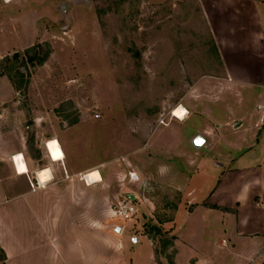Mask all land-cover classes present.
Masks as SVG:
<instances>
[{
	"label": "crops",
	"instance_id": "crops-1",
	"mask_svg": "<svg viewBox=\"0 0 264 264\" xmlns=\"http://www.w3.org/2000/svg\"><path fill=\"white\" fill-rule=\"evenodd\" d=\"M196 2L217 67L175 97L162 122L150 125L147 118L139 123L128 117V130L140 132L128 134L126 160L139 161L143 179L179 197L172 220L164 224L173 235L174 264H264V0ZM29 6L28 0H0V53L45 40L46 28ZM23 14L36 32L16 47L8 39ZM9 96L10 91L0 105ZM177 108L182 111L174 117ZM93 122L115 123L111 116ZM81 126L78 118L66 125H28L31 133H14L12 144L0 132V249L5 256L0 264H110L117 236L124 234L122 245L127 242L130 223L119 226V234L115 229L114 235L101 234L99 218L88 212L101 204L95 194L117 155L99 158L98 147L88 150L80 140ZM196 135L204 139L199 147L192 145ZM58 145L63 158L54 160L50 150L55 154ZM86 150L93 158L87 162L82 161ZM93 169L101 181L88 185L83 176ZM43 170L50 175L44 183L39 181ZM182 229L186 234L180 236ZM131 240L132 264H140L145 245V264H154L147 235ZM102 247L108 252L104 258Z\"/></svg>",
	"mask_w": 264,
	"mask_h": 264
},
{
	"label": "rangeland",
	"instance_id": "rangeland-1",
	"mask_svg": "<svg viewBox=\"0 0 264 264\" xmlns=\"http://www.w3.org/2000/svg\"><path fill=\"white\" fill-rule=\"evenodd\" d=\"M28 2L47 32L39 44L42 52L35 44L0 53V98L10 91L0 105L2 136L12 144L14 133H31L28 125H66L81 120L80 140L88 150L92 145L98 147L99 158L117 155L95 194L101 196V204L88 211L99 218L101 234H115L116 226L130 223L126 225L127 242L122 245L124 234L115 239L117 250L109 255L110 264H132L135 244L131 239L143 234L152 242L154 264H174L173 235L164 224L172 220L179 197L173 190L143 179L139 161L126 160L128 134L140 132L128 130V117L139 123L147 118L150 125L162 122L175 97L197 76L216 69V53L196 0ZM61 3L66 4L64 13ZM22 16V24L8 39L16 47L34 32L26 15ZM44 44L51 52L38 64L35 56L42 55ZM109 116L115 122L112 125L93 122ZM122 120H127V125ZM54 150L55 154L50 150L51 157L62 159L60 145ZM86 155L82 161L93 159L87 150ZM129 170L138 172L139 181L128 179ZM83 179L89 185L93 180L101 181V176L93 169ZM130 194L134 196V215L115 218L109 207L128 200ZM179 234L185 235V229ZM148 253V246L141 248L140 264H145ZM101 256H108L104 247Z\"/></svg>",
	"mask_w": 264,
	"mask_h": 264
},
{
	"label": "built area",
	"instance_id": "built-area-1",
	"mask_svg": "<svg viewBox=\"0 0 264 264\" xmlns=\"http://www.w3.org/2000/svg\"><path fill=\"white\" fill-rule=\"evenodd\" d=\"M4 1H10V0H4ZM174 110L172 111L171 114H173ZM187 114V111L184 110V113H183V116L182 118H184V115ZM49 142L48 141L46 143V146L49 148ZM20 156V154H16V155H13L12 156V160H13V163L17 166V161L18 160V157ZM22 158V156H21ZM21 160V159H20ZM66 176V175H65ZM128 178L130 181L132 182H137L139 180V176L136 174V172L134 171H129L128 172ZM31 188L34 189V185L31 184ZM110 210L112 212V214L114 215L115 218L117 219H129L131 218L134 213H135V207L133 205V202L131 199L128 198V200H124V201H121V202H117L113 205L110 206Z\"/></svg>",
	"mask_w": 264,
	"mask_h": 264
},
{
	"label": "trees",
	"instance_id": "trees-1",
	"mask_svg": "<svg viewBox=\"0 0 264 264\" xmlns=\"http://www.w3.org/2000/svg\"><path fill=\"white\" fill-rule=\"evenodd\" d=\"M44 46H45V50L43 51L42 55H38V53H37V56H35V58L37 59V63H38V64H42V63L46 60V58L48 57V55H49L50 52H51V48H50V46H49L48 44H44ZM35 48L40 49V51L42 52V48H43V46H41V45H39V44H36ZM33 58H34V57H33ZM76 121H77V119H74V120H72L70 123H74V122H76ZM4 259H5L4 253H3V251L0 249V262H3Z\"/></svg>",
	"mask_w": 264,
	"mask_h": 264
},
{
	"label": "water",
	"instance_id": "water-1",
	"mask_svg": "<svg viewBox=\"0 0 264 264\" xmlns=\"http://www.w3.org/2000/svg\"><path fill=\"white\" fill-rule=\"evenodd\" d=\"M62 12L64 13L66 11V6L64 4L61 5ZM204 139L200 135H196L194 139L192 140V145L194 147H199L203 143ZM129 199L133 200L134 196L133 195H128ZM116 231H120V227L116 226L115 227Z\"/></svg>",
	"mask_w": 264,
	"mask_h": 264
},
{
	"label": "bare ground",
	"instance_id": "bare-ground-1",
	"mask_svg": "<svg viewBox=\"0 0 264 264\" xmlns=\"http://www.w3.org/2000/svg\"><path fill=\"white\" fill-rule=\"evenodd\" d=\"M182 109L181 108H177V109H174V112H173V116L174 117H179L180 116V113H181ZM184 113V111H183ZM51 142V141H50ZM49 142V143H50ZM50 175H49V171L48 170H43V171H39V181L44 183L45 181H47L49 179ZM85 180V179H84ZM86 182V181H85Z\"/></svg>",
	"mask_w": 264,
	"mask_h": 264
}]
</instances>
